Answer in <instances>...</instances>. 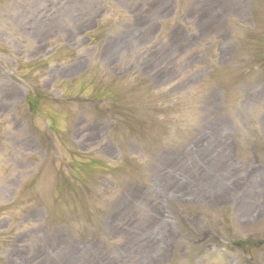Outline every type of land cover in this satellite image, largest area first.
<instances>
[{
  "label": "rangeland",
  "instance_id": "obj_1",
  "mask_svg": "<svg viewBox=\"0 0 264 264\" xmlns=\"http://www.w3.org/2000/svg\"><path fill=\"white\" fill-rule=\"evenodd\" d=\"M0 264H264V0H0Z\"/></svg>",
  "mask_w": 264,
  "mask_h": 264
},
{
  "label": "bare ground",
  "instance_id": "obj_2",
  "mask_svg": "<svg viewBox=\"0 0 264 264\" xmlns=\"http://www.w3.org/2000/svg\"><path fill=\"white\" fill-rule=\"evenodd\" d=\"M181 179H184V177H182Z\"/></svg>",
  "mask_w": 264,
  "mask_h": 264
},
{
  "label": "trees",
  "instance_id": "obj_3",
  "mask_svg": "<svg viewBox=\"0 0 264 264\" xmlns=\"http://www.w3.org/2000/svg\"><path fill=\"white\" fill-rule=\"evenodd\" d=\"M35 104V103H34ZM32 106V104H30Z\"/></svg>",
  "mask_w": 264,
  "mask_h": 264
}]
</instances>
